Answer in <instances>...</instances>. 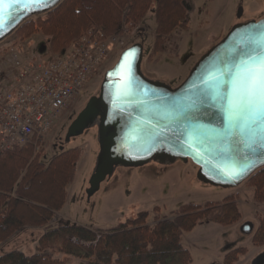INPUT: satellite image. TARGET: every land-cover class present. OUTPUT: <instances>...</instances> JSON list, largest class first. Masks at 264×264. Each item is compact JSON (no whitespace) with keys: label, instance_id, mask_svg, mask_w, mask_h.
Masks as SVG:
<instances>
[{"label":"rangeland","instance_id":"1","mask_svg":"<svg viewBox=\"0 0 264 264\" xmlns=\"http://www.w3.org/2000/svg\"><path fill=\"white\" fill-rule=\"evenodd\" d=\"M189 4L191 9L187 27L177 28L169 34L165 48L160 52L153 51L156 2H153L141 22L134 24L125 21L119 32L106 35L116 37L107 58L65 107L57 124L47 132L45 140L35 142V145L32 144L34 141L31 143L45 164L62 147H80L84 150L77 163L74 179L67 186L66 203L55 213L48 226L76 223L85 227L108 229L127 218L142 214L148 215L150 224L157 218L171 217L173 212L185 204L204 205L208 202H222L226 197L233 196L236 197L240 212L238 222L228 226L205 222L183 233L182 243L192 255L191 264H224L226 255L235 249H244L245 252L234 264H255L264 255V245L258 246L253 242L259 219L264 216V202L255 201L254 188L247 183L248 180L236 188L224 189L198 181V167L191 161L169 166L151 163L141 168H117L114 175L88 200L89 180L99 153L97 128L87 130L69 143L65 142L71 122L89 99L99 94L105 73L116 64L126 48L141 43L144 48L145 74L176 87L185 80L198 60L224 38L236 23L264 17V0H190ZM240 10L243 11L242 19L237 18ZM49 44L50 36L41 31L27 40H23L20 33H13L0 42V73L7 72L13 55L25 63L34 60L38 64L55 59L57 55L49 51ZM245 224H251L253 230L245 232ZM45 230L46 226L19 230L0 246V255L11 251L36 254ZM48 251L67 264H88L87 260L61 253L56 248Z\"/></svg>","mask_w":264,"mask_h":264},{"label":"water","instance_id":"2","mask_svg":"<svg viewBox=\"0 0 264 264\" xmlns=\"http://www.w3.org/2000/svg\"><path fill=\"white\" fill-rule=\"evenodd\" d=\"M63 0H5L0 5V42L10 37L26 19L49 13ZM243 11L240 10L238 17ZM264 45V19L236 23L194 65L185 80L172 87L143 71L144 48L135 43L122 51L104 76L98 95L92 96L68 127L65 142L97 128L99 153L89 180L90 200L117 168H141L151 163L169 166L193 162L198 181L233 189L264 168V131H241L230 126L225 112L229 76L213 81L247 54ZM127 57V60H125ZM130 64L127 84L121 64ZM63 150V147L61 148ZM239 171L233 178L230 173ZM245 232L253 226L245 224ZM261 255L255 264H263Z\"/></svg>","mask_w":264,"mask_h":264},{"label":"trees","instance_id":"3","mask_svg":"<svg viewBox=\"0 0 264 264\" xmlns=\"http://www.w3.org/2000/svg\"><path fill=\"white\" fill-rule=\"evenodd\" d=\"M190 0H63L44 16L26 19L14 31L23 40L37 32L50 36L49 51L66 53L73 42L92 27L106 35L119 32L123 23L143 20L156 2L153 51L165 48L167 37L177 28H186ZM0 137V246L25 227H45L38 252L26 255L11 251L0 255V264H67L49 249L87 260L88 264H191L192 255L183 246V233L205 222L228 226L239 221L236 197L204 205L185 204L171 217L148 222V215L127 218L108 229L76 223L48 226L67 200V186L74 179L83 156L80 147L63 149L48 163L31 144L2 149ZM254 199L264 202V168L247 181ZM253 242L264 245V216L259 219ZM244 249L230 251L224 264L238 261Z\"/></svg>","mask_w":264,"mask_h":264},{"label":"built area","instance_id":"4","mask_svg":"<svg viewBox=\"0 0 264 264\" xmlns=\"http://www.w3.org/2000/svg\"><path fill=\"white\" fill-rule=\"evenodd\" d=\"M115 39L92 27L65 55L51 61L25 63L13 55L7 72L0 73L1 148L44 141L65 107L107 58Z\"/></svg>","mask_w":264,"mask_h":264},{"label":"snow or ice","instance_id":"5","mask_svg":"<svg viewBox=\"0 0 264 264\" xmlns=\"http://www.w3.org/2000/svg\"><path fill=\"white\" fill-rule=\"evenodd\" d=\"M33 3H42L43 0H32ZM5 0H0L3 5ZM2 10V9H0ZM127 60V57H125ZM122 79L127 84L130 75V64H121ZM235 71L232 68H226L220 71L219 76H213V81H219L217 88L225 81L221 77L229 76L227 80L230 90L227 97L219 94L217 99L226 101L225 112L230 126L240 127L241 131L260 128L264 131V45H261L260 51L254 54H247L239 63L235 64ZM233 178L240 175L241 172L230 173Z\"/></svg>","mask_w":264,"mask_h":264},{"label":"flooded vegetation","instance_id":"6","mask_svg":"<svg viewBox=\"0 0 264 264\" xmlns=\"http://www.w3.org/2000/svg\"><path fill=\"white\" fill-rule=\"evenodd\" d=\"M237 18H241V19H242V18H243V14H242V16H241V17H237ZM253 19H255V18H253ZM261 19H264V17L262 16V17H260V18H256L255 20H257V21H258V20H261ZM247 20H249V19H247ZM240 22H241V21H240Z\"/></svg>","mask_w":264,"mask_h":264},{"label":"crops","instance_id":"7","mask_svg":"<svg viewBox=\"0 0 264 264\" xmlns=\"http://www.w3.org/2000/svg\"><path fill=\"white\" fill-rule=\"evenodd\" d=\"M21 55H22V54H21ZM26 55H29V53H28V54L26 53Z\"/></svg>","mask_w":264,"mask_h":264}]
</instances>
